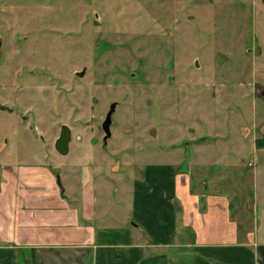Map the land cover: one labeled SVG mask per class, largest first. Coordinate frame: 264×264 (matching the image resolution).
<instances>
[{"label": "rangeland", "instance_id": "rangeland-1", "mask_svg": "<svg viewBox=\"0 0 264 264\" xmlns=\"http://www.w3.org/2000/svg\"><path fill=\"white\" fill-rule=\"evenodd\" d=\"M0 40V172L91 181L127 217L146 164L182 163L264 215V0H0Z\"/></svg>", "mask_w": 264, "mask_h": 264}, {"label": "crops", "instance_id": "crops-1", "mask_svg": "<svg viewBox=\"0 0 264 264\" xmlns=\"http://www.w3.org/2000/svg\"><path fill=\"white\" fill-rule=\"evenodd\" d=\"M181 167L146 164L127 217L107 211L91 181L60 185L41 165L2 168L0 264H264L253 195L212 190Z\"/></svg>", "mask_w": 264, "mask_h": 264}, {"label": "water", "instance_id": "water-1", "mask_svg": "<svg viewBox=\"0 0 264 264\" xmlns=\"http://www.w3.org/2000/svg\"><path fill=\"white\" fill-rule=\"evenodd\" d=\"M1 40H0V49H1ZM76 76L81 77L84 74V70L76 72ZM257 95L261 98H264V88L259 89L257 92ZM116 103L112 102L109 105L108 111L106 112V115L104 119L101 122V129L103 131V142L106 143L107 139L111 137V132H110V126L112 124V114L115 110ZM71 140V131L69 127L65 124L60 125V130H59V135L56 138L54 142V149L55 151L60 154V155H65L68 151V145Z\"/></svg>", "mask_w": 264, "mask_h": 264}, {"label": "flooded vegetation", "instance_id": "flooded-vegetation-1", "mask_svg": "<svg viewBox=\"0 0 264 264\" xmlns=\"http://www.w3.org/2000/svg\"><path fill=\"white\" fill-rule=\"evenodd\" d=\"M102 132H103V131H102ZM103 135H104V134H102V137H101V145H103V146H104L106 143H104V142H103V140H102V138H103ZM107 140H108V139H107Z\"/></svg>", "mask_w": 264, "mask_h": 264}, {"label": "trees", "instance_id": "trees-1", "mask_svg": "<svg viewBox=\"0 0 264 264\" xmlns=\"http://www.w3.org/2000/svg\"><path fill=\"white\" fill-rule=\"evenodd\" d=\"M263 142L262 141H257V146L258 147H261V144H262Z\"/></svg>", "mask_w": 264, "mask_h": 264}]
</instances>
